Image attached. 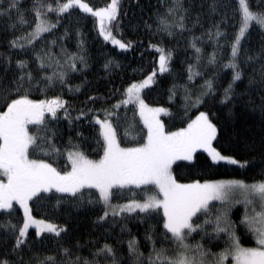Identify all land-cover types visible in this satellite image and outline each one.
Listing matches in <instances>:
<instances>
[{
  "label": "trees",
  "instance_id": "1",
  "mask_svg": "<svg viewBox=\"0 0 264 264\" xmlns=\"http://www.w3.org/2000/svg\"><path fill=\"white\" fill-rule=\"evenodd\" d=\"M81 1L93 10L106 8L111 3V0ZM35 2L18 0L20 13L27 21L25 24H20L15 9L10 17L0 16V77L6 83L18 77L21 70L17 62L25 61L28 67L24 71L31 72L34 77L30 98L50 100L60 97L65 101L55 118L50 113L45 114L48 127L56 133L52 142L61 154L43 156L34 153L33 158L52 163L61 173L71 170L68 151L79 150L89 159L99 160L103 155V140L95 120L105 119L106 112L112 113L107 118L116 129L122 148L142 144L147 128L138 107L134 103L120 104V101L127 98L125 90L131 84L142 82L155 73L142 96L147 105L167 110V114L161 113L159 118L165 130L186 127L199 112H206L218 129L214 147L240 162L235 165L227 161L213 162L207 152L199 150L192 161L173 163L172 172L179 183L219 179L254 183L264 180V113L261 112L264 105V29L253 22L242 38L235 60L241 79L233 83L234 70L228 65L233 60L231 45L239 29L238 0H118L116 20L107 27L115 39L129 45L127 49H121L111 39L105 40L100 34L99 18L78 7L63 14L49 12L47 19L56 24L55 28L41 33L31 44L20 40L18 43L24 44L23 48L13 47L11 41L35 28ZM41 2L55 6V0ZM8 3L9 0H0V10ZM248 3L251 11L264 12V0H248ZM162 21L170 26L168 31L164 30ZM217 31L220 36L216 35ZM157 49L171 53L168 71H160ZM213 56L214 62H210ZM54 73H64L63 82L54 78L52 85L47 86L44 77ZM206 81H211L212 91L202 97ZM230 83V98L225 101V89ZM198 97H202L203 102L193 106ZM118 104V108L113 107ZM3 110L6 108L0 101V111ZM244 162H247L246 166L240 167ZM157 191L152 185H129L123 189L114 188L111 200L116 204L143 201L145 192L154 195ZM40 197L30 201L33 216L53 222L64 231L59 236L52 232L36 236L35 229H29L26 243L20 250L25 261L35 264L37 257L43 260L52 256L57 264H74L77 257L111 264V257L93 255L108 244L114 249L118 264H133L136 257L129 253L128 242L134 238L147 264L152 252V242L147 235L153 236L157 248L163 245L172 254L173 246L163 235L162 209L158 213L137 210L108 214L101 220L106 209L95 188L81 189L75 197L55 190L41 193ZM222 206L221 202H212L207 217L198 214L200 219H193L201 224L205 219L214 221ZM14 208L11 214L0 210V259H17L15 255L6 254L12 252L18 233L4 227L9 221L22 225L23 210L19 205ZM243 214L244 206L237 205L230 211L229 220L236 226L243 245H255L252 233L241 223ZM204 227L211 233V239L207 236L201 239L203 233L198 230L192 233L188 242L192 245L201 243L213 253L221 252L227 235L220 233L217 239L214 224Z\"/></svg>",
  "mask_w": 264,
  "mask_h": 264
},
{
  "label": "snow or ice",
  "instance_id": "2",
  "mask_svg": "<svg viewBox=\"0 0 264 264\" xmlns=\"http://www.w3.org/2000/svg\"><path fill=\"white\" fill-rule=\"evenodd\" d=\"M79 8L85 13H90L99 18L100 34L105 40H112V43L119 45L121 49H127L128 44L115 39L111 29L107 25L116 20L118 14V0H111V3L103 9L93 10L88 4L81 0H66L61 3L55 0V6L51 3H42L36 0L33 5L35 12V28L25 36L17 37L11 44L13 47L23 48L25 45L18 43L26 40L31 44L41 33L49 32L56 24L49 22L47 14L56 12L67 13L70 9ZM15 9L19 16L20 24H25L23 14L20 13L18 0H9L8 6L0 10V16H11ZM171 11V10H170ZM238 12L240 14L239 29L231 45L232 62L228 67L234 70L233 83L241 79V72L235 62L238 55L242 38L249 32L255 22L261 29H264V12H253L250 10L248 0H238ZM164 30L168 31L170 26L162 21ZM15 27V25H12ZM182 27V25H180ZM169 35L171 32L169 31ZM217 36L221 33L217 31ZM195 47V45H193ZM160 52L159 67L161 72L168 71L167 64L171 53L165 54L164 49H157ZM197 53L200 49H196ZM39 59V57H37ZM81 59H83L81 57ZM214 56L210 62H214ZM17 67L21 74L5 82L0 77V101L3 102L6 110L0 111V210L11 214L15 210L14 205L23 209V223L21 226L12 224L11 221L4 225L15 235V244L12 252L6 255H15L17 259H0V264H33L32 261H25L21 255V248L26 243L28 230L35 228V235L40 236L44 232L55 233L59 236L64 229H58L55 225L46 223L43 220H36L31 215L29 201L40 197L41 193H48L55 189L58 193H67L75 197L84 188H95L99 192V198L110 207L112 189H123L129 185L140 187L141 185H152L158 191L154 195H147L143 202L132 200L129 204L120 207V211L134 212L139 209L142 213L163 211L164 239L171 242L172 254L169 248L156 247L153 236L146 238L152 242V252L147 258V264H225L231 257L232 264H264V180L246 184L240 180L221 181H194L192 183H179L172 172V165L177 160L192 161L198 150L207 152L213 162L227 161L229 164L240 163L236 159L222 155L213 141L217 140L218 129L212 123L206 112H199L195 119H190L186 127L176 131H166L164 124L160 121L161 113L167 114L163 108H150L140 96L141 89L152 82L153 76L147 77L141 83H133L126 90V99L120 104L135 103L139 109V115L147 128V135L142 144L137 147L120 146L117 139L116 129L107 118L112 115L106 112L105 119L96 118L95 123L99 125V137L103 140V155L99 160L89 159L83 152L68 151L67 158L71 164V170L61 173L42 158H33L34 153L49 156L52 153L60 155V150L52 142L56 133L51 131L46 122V113L56 117L57 110L63 108L65 101L60 97L50 100L31 99L29 92L33 85L34 77L31 72H25L28 67L25 61H18ZM41 68L44 64L41 63ZM73 69L75 65H72ZM191 72V66L189 68ZM54 78L61 82L64 80V73H54L53 76L44 77L51 86ZM191 75L189 79H191ZM232 84L225 89V101L230 98L229 93ZM212 91L211 81H206V91L201 96L208 95ZM197 98L193 106L202 103ZM120 105H114L118 108ZM264 113V105L261 106ZM34 126V128H30ZM71 144V141H69ZM97 143H100L98 140ZM78 147V146H73ZM247 162L240 164L245 167ZM239 190L244 196L245 216L241 220L255 239V247H244L240 242V236L236 233V226L228 219V211L221 210L215 220L205 219L203 224L196 223L202 214L208 216L210 202L220 201L228 203L229 194ZM240 201H236L239 203ZM60 200H57L59 205ZM92 203V201H89ZM259 210L257 211L256 205ZM252 206L251 215L248 206ZM118 214L113 209V215ZM108 215L105 211L103 220ZM214 224L213 232L219 239L220 233H225L227 239L225 247L219 253H213L206 249L201 243L191 245L187 242L192 233L198 230L205 236L212 238L204 225ZM170 234V235H169ZM128 251L136 257L133 264H145L143 253L138 251L137 241L133 238L128 242ZM67 252V249H65ZM94 256L111 257V264H118L114 249L105 244L97 249ZM57 264L52 256L43 260L38 257L35 264ZM74 264H100V261L87 259L81 260L77 257Z\"/></svg>",
  "mask_w": 264,
  "mask_h": 264
},
{
  "label": "rangeland",
  "instance_id": "3",
  "mask_svg": "<svg viewBox=\"0 0 264 264\" xmlns=\"http://www.w3.org/2000/svg\"><path fill=\"white\" fill-rule=\"evenodd\" d=\"M82 2V1H81ZM83 3H85V2H83ZM137 84H139V83H141V82H136ZM144 89V88H143ZM143 89H141V92H140V96H141V98L143 99V96H142V93H143ZM203 97V96H202ZM202 97H200L201 99H202ZM144 100V99H143ZM197 100V99H196ZM195 100V101H196ZM145 102V101H144ZM135 104V103H134ZM137 106V105H136ZM149 106V105H148ZM138 107V106H137ZM150 108H158V107H151V106H149ZM159 118H160V116H159ZM103 120V119H102ZM110 120V119H109ZM213 146H214V141H213ZM199 151V150H198ZM223 155V154H222ZM221 180H236V179H219V180H212V181H221ZM203 182H205V181H203ZM203 182H201V183H203ZM246 183V182H245ZM255 183V182H254ZM246 184H252V183H246ZM135 186V185H134ZM141 186H144V185H141ZM53 190H55V189H53ZM113 190V189H112ZM243 200H244V196H243V194L239 191V190H237V191H234V192H232V193H230L229 194V197H228V203H225V204H223V206H222V210H227L228 211V219H229V214H230V211L235 207V206H237V205H240V204H242L243 206H244V214H243V218H244V216H245V211H246V208H245V204H244V202H243ZM137 201H140V200H137ZM236 201H240L239 203H236ZM131 201H128V202H124V203H120V204H116V203H114V202H112V200H111V198H110V207H108L107 209H106V211H108V214H113V209H115V211L119 214V213H122V212H127V211H120V207H122V206H124V205H127V204H129ZM140 202H143V201H140ZM212 202H215V201H212ZM212 202H210V203H212ZM218 202H220V201H218ZM29 207H30V201H29ZM256 207H257V211L259 210V207H258V204L256 205ZM251 208H252V206L250 205V206H248V212H249V214L251 215ZM23 210V209H22ZM137 210H139V209H136L135 211H137ZM31 215L33 216V214H32V212H31ZM34 217V216H33ZM36 220H42V219H39V218H36V217H34ZM43 221H45L46 223H49V224H52V225H55L58 229H60L56 224H54L53 222H50V221H47V220H43ZM31 228H34V227H30L29 229H31ZM35 229V228H34ZM29 231V230H28ZM254 241H255V239H254ZM187 242H188V240H187ZM189 244H191V242H188ZM195 244H197V243H194V245ZM242 244V243H241ZM192 245V244H191ZM242 246H244V247H255L256 246V242H255V245H251V246H247V245H243L242 244ZM225 264H232V260H231V257H229L228 258V260L227 261H225Z\"/></svg>",
  "mask_w": 264,
  "mask_h": 264
}]
</instances>
